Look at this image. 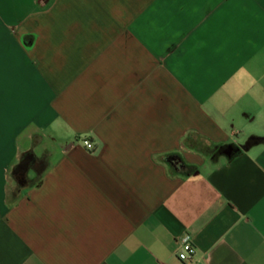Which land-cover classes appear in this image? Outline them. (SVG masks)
Segmentation results:
<instances>
[{
	"label": "crops",
	"instance_id": "1",
	"mask_svg": "<svg viewBox=\"0 0 264 264\" xmlns=\"http://www.w3.org/2000/svg\"><path fill=\"white\" fill-rule=\"evenodd\" d=\"M0 264H264V0H0Z\"/></svg>",
	"mask_w": 264,
	"mask_h": 264
},
{
	"label": "trees",
	"instance_id": "2",
	"mask_svg": "<svg viewBox=\"0 0 264 264\" xmlns=\"http://www.w3.org/2000/svg\"><path fill=\"white\" fill-rule=\"evenodd\" d=\"M163 161L167 162L173 172L188 175L194 171V167L184 162L178 153H170L163 156Z\"/></svg>",
	"mask_w": 264,
	"mask_h": 264
},
{
	"label": "built area",
	"instance_id": "3",
	"mask_svg": "<svg viewBox=\"0 0 264 264\" xmlns=\"http://www.w3.org/2000/svg\"><path fill=\"white\" fill-rule=\"evenodd\" d=\"M81 143L88 149H93L92 141L89 138H81ZM195 254V247L191 241H184L177 252V258L181 261L192 260Z\"/></svg>",
	"mask_w": 264,
	"mask_h": 264
}]
</instances>
